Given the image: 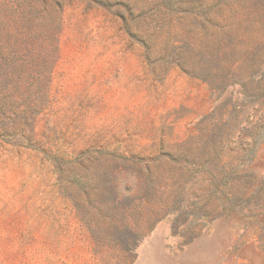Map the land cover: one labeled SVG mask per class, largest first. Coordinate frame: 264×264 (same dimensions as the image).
I'll return each mask as SVG.
<instances>
[{"label": "rangeland", "instance_id": "rangeland-1", "mask_svg": "<svg viewBox=\"0 0 264 264\" xmlns=\"http://www.w3.org/2000/svg\"><path fill=\"white\" fill-rule=\"evenodd\" d=\"M0 264H264V0H0Z\"/></svg>", "mask_w": 264, "mask_h": 264}]
</instances>
